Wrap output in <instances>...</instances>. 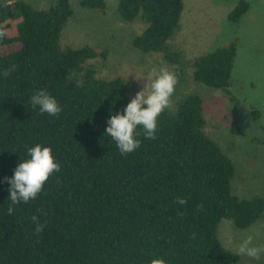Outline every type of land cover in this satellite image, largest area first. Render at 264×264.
<instances>
[{"label":"trees","instance_id":"16d2710c","mask_svg":"<svg viewBox=\"0 0 264 264\" xmlns=\"http://www.w3.org/2000/svg\"><path fill=\"white\" fill-rule=\"evenodd\" d=\"M78 4L102 11L104 0ZM181 9L182 0L116 2L124 22H142L131 46L166 60L177 54L168 40ZM246 9L239 0L226 19L235 23ZM71 15L68 0L43 8L23 0L0 3V29L6 33L0 40V264H150L155 258L167 264H237L240 255L221 245L217 224L226 219L234 229H246L263 217L264 199L231 192L234 165L204 131L202 97L180 94L159 117L157 138L145 139L138 129L140 148L122 155L106 134L107 120L123 113L131 98L121 79L95 77L84 65L103 59L105 50L60 46ZM6 45L11 49L3 52ZM234 56L230 41L195 57L192 80L225 91ZM39 90L60 103L58 117L31 104ZM251 113L255 120L258 111ZM36 144L52 149L60 171L36 199L15 205L9 215L11 185L5 178L14 176ZM178 197L187 203H175ZM33 215L46 224L42 233L34 234Z\"/></svg>","mask_w":264,"mask_h":264},{"label":"rangeland","instance_id":"374dc122","mask_svg":"<svg viewBox=\"0 0 264 264\" xmlns=\"http://www.w3.org/2000/svg\"><path fill=\"white\" fill-rule=\"evenodd\" d=\"M23 1L43 8L55 0ZM244 1L246 11L237 22L230 23L227 13L239 0H182L178 28L168 40L172 52L177 53L173 60L131 46L132 37L143 25L139 19L124 22L116 11L117 0H104L102 11L85 9L78 0H68L72 15L60 32L59 44L72 48L88 45L96 52L105 50L103 59L97 56L84 65L94 69L95 77L121 79L126 96L131 99L151 82L153 70L167 68L178 72L179 83L171 107L180 94H199L204 131L219 143L234 165L231 192L241 198L256 194L264 199V0ZM10 25L7 33H12L13 24ZM230 41L235 44V56L226 90L194 83L192 60ZM10 49L9 45L2 47L3 52ZM253 110L259 113L255 120ZM248 235L254 237L255 245H264V213L244 230L234 229L226 219L217 224V239L236 254L239 243ZM237 264H264V254L258 260L240 255Z\"/></svg>","mask_w":264,"mask_h":264},{"label":"clouds","instance_id":"9594fccd","mask_svg":"<svg viewBox=\"0 0 264 264\" xmlns=\"http://www.w3.org/2000/svg\"><path fill=\"white\" fill-rule=\"evenodd\" d=\"M5 35V31L0 29V40ZM9 74L10 70H5L3 73L5 77ZM150 80L151 82L131 99L123 113L112 114L107 120L106 134L116 142L122 155H128L140 148L141 140L138 137L141 133L138 129L143 130L145 139L157 138L159 117L171 107L172 97L179 83L177 74L167 68L153 70L150 73ZM145 88L148 89L147 92ZM30 100L34 107H39L41 114L47 113L49 116L58 117L63 110L57 99L45 90L37 91ZM27 155L29 158L18 164L14 176L5 178L11 185L9 189L11 203L7 209L9 215L13 214L15 205L36 199L49 178L61 168L48 146L36 144L27 149ZM175 203L183 206L187 203V199L178 197ZM198 207L203 211L202 204ZM178 215L182 216L183 213ZM31 220L35 225L34 234L42 233L46 224L41 223L37 215H33ZM253 240L254 237L248 235L239 243L237 252L242 256L258 260L264 254V245H255ZM150 264H167V262L163 258H155Z\"/></svg>","mask_w":264,"mask_h":264}]
</instances>
